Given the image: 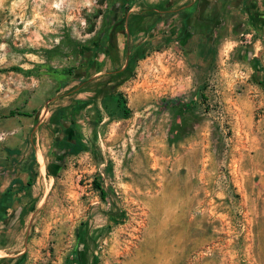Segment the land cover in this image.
I'll use <instances>...</instances> for the list:
<instances>
[{
  "label": "rangeland",
  "instance_id": "374dc122",
  "mask_svg": "<svg viewBox=\"0 0 264 264\" xmlns=\"http://www.w3.org/2000/svg\"><path fill=\"white\" fill-rule=\"evenodd\" d=\"M263 44L242 0H0V264H264Z\"/></svg>",
  "mask_w": 264,
  "mask_h": 264
},
{
  "label": "flooded vegetation",
  "instance_id": "af4514ba",
  "mask_svg": "<svg viewBox=\"0 0 264 264\" xmlns=\"http://www.w3.org/2000/svg\"><path fill=\"white\" fill-rule=\"evenodd\" d=\"M256 3L250 4L249 10H247L250 18V24L256 33L257 38L264 39V5L256 0ZM248 2V0L246 1ZM253 47L248 48L247 57L251 59V62L255 64L256 72L260 70V75L264 78V44L261 51L253 53Z\"/></svg>",
  "mask_w": 264,
  "mask_h": 264
},
{
  "label": "trees",
  "instance_id": "16d2710c",
  "mask_svg": "<svg viewBox=\"0 0 264 264\" xmlns=\"http://www.w3.org/2000/svg\"><path fill=\"white\" fill-rule=\"evenodd\" d=\"M247 0H245V4H244V8L245 10H249V7H250V4L251 2L252 3H256L257 1L256 0H248V2H246ZM128 26L129 28H131L132 30L136 28V20H135V17L129 21L128 23ZM127 68H125L123 72H127ZM259 73L256 72V78L258 79V81L261 83V84H264V78L262 77V75H260V70L258 71ZM118 75V74H117ZM125 112H129L128 109L125 110ZM11 114H14V111L11 112ZM62 118H59L57 121L59 123H62L61 121ZM68 144L70 145V152H73V153H76V152H79L83 147L81 145H78V143L76 142H73V141H68ZM34 183V177H30L28 179V182H27V185L28 186H31L32 184ZM102 196L105 195V190L102 189ZM11 198V194H10V191L9 189L2 195V198L0 199V214L5 212L8 208H9V200ZM77 264H86V262L84 261V259H81Z\"/></svg>",
  "mask_w": 264,
  "mask_h": 264
},
{
  "label": "crops",
  "instance_id": "0c3cea01",
  "mask_svg": "<svg viewBox=\"0 0 264 264\" xmlns=\"http://www.w3.org/2000/svg\"><path fill=\"white\" fill-rule=\"evenodd\" d=\"M243 1V6H244V4H245V0H242ZM242 5V4H241Z\"/></svg>",
  "mask_w": 264,
  "mask_h": 264
}]
</instances>
